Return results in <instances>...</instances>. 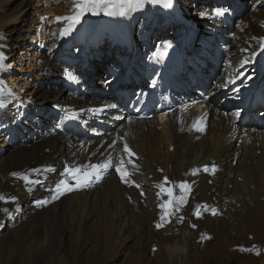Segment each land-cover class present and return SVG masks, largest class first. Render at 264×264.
<instances>
[{"label": "bare ground", "instance_id": "bare-ground-1", "mask_svg": "<svg viewBox=\"0 0 264 264\" xmlns=\"http://www.w3.org/2000/svg\"><path fill=\"white\" fill-rule=\"evenodd\" d=\"M56 1L54 8L38 11L41 0H0L4 64L13 54L24 56L16 63L20 68L13 81L8 76L12 72L0 71L7 105L0 108V196L9 201H0L3 264H264V108L255 103L247 111L255 89L264 101V66L255 58L264 53V0H143L125 16L87 14L77 31L65 37L60 31L67 21L58 23L56 17L73 15L78 0ZM166 3L171 6L164 7ZM180 6L194 9L198 16L189 18ZM217 8L227 9L224 17L235 20L234 30L223 26V16L214 15ZM185 26L197 29L194 46L180 49L189 56L186 71L171 81L161 79L183 103L168 111L157 108L152 119L138 120L128 114L121 93H137L132 76L142 77L144 86L152 84L155 74L143 70L147 57L157 45L177 43ZM213 27L222 35L221 42L206 33ZM207 37L209 44L204 45ZM61 39L64 46L59 48ZM144 43L149 44L147 50ZM38 48L44 53L33 58ZM246 58L252 60L242 67ZM190 59L200 61L202 70L195 83ZM80 65L85 69L71 72L76 79L69 80L67 73ZM25 66L38 67L37 74L32 72L36 78ZM59 73L60 80V75L48 77ZM91 78L100 85L94 87ZM232 79L235 84L228 83ZM67 84L89 94L81 90L73 97ZM95 109L103 111H90ZM247 112L255 119L247 114L242 121ZM195 121L203 122V132L194 130ZM113 141L115 147L110 148ZM125 142L135 153L136 167L126 165L131 185L121 182L113 167L100 182L51 199L50 190L66 178L67 169L127 160ZM213 164L214 175L203 170ZM24 175L39 183L27 185ZM165 177L167 187L187 182L191 193L171 223L157 229L160 204L168 198L157 196L156 185ZM174 195H180L178 187ZM37 197L53 210L43 208L33 215ZM197 205L209 206L200 209L199 218L192 214ZM177 216L184 221L178 222ZM22 219L25 224L17 226Z\"/></svg>", "mask_w": 264, "mask_h": 264}, {"label": "snow or ice", "instance_id": "snow-or-ice-1", "mask_svg": "<svg viewBox=\"0 0 264 264\" xmlns=\"http://www.w3.org/2000/svg\"><path fill=\"white\" fill-rule=\"evenodd\" d=\"M143 0H78L74 4V14L70 16H58L56 17V21L62 22L67 21V26L62 28L60 31V36L65 37L68 36L77 25H79L82 21V18L86 14H91L93 16L99 15L103 13L106 16H125L131 11H135L138 8L142 6ZM149 3H159V0H147ZM169 4H164V7H170ZM227 12V9L224 8H217L214 10V15L216 16H224ZM47 19V17H45ZM3 37H0L2 39ZM0 47H3V45H0ZM261 51H264V38H262L261 44H260ZM256 55V53H253V57ZM252 58H246L243 61H241V66L247 65L251 62ZM4 56L0 54V71L4 70L6 67H11L10 64L5 65L4 64ZM67 77L69 80H75L76 77L73 76L71 73H67ZM245 79H251L252 77L250 75L244 74ZM228 83L235 84L236 81L234 79L229 80ZM241 83H243V79L241 80ZM225 85H218V87H224ZM239 88H235L234 91L239 92ZM5 87L3 85V82H0V108H5L7 105L4 103L3 96L5 94ZM8 95H13L10 91L8 92ZM110 107L115 108L116 105H111ZM93 111L94 114L99 113L103 111V109H95L90 110ZM195 131L197 132H203V122L202 121H195L193 123V126ZM109 147H115V141H113L111 144H109ZM123 153L126 154L127 160L125 158L121 157L119 159V162L116 164H113L111 159H108L106 161L90 164L88 166H82L77 168H70L67 169L64 173L65 179L59 180V182L56 184L54 189H51L50 191L53 193L51 199L57 200L62 196L63 194L67 192H72L75 190H80L86 187L91 186L94 183L100 182L103 177L107 174V172L111 168H115L116 173L119 175V178L121 182L125 184L131 185L133 182L129 179V177L132 175V173L128 170L126 165H132V167H136L134 164L132 157L135 155L134 152L129 148V145L127 142L123 144ZM205 172H211V174H215L217 171V168L215 164L212 165L211 169H209L207 166L203 169ZM35 172H38L39 170H34ZM51 171V170H50ZM198 170H193V175L196 174ZM15 175V174H14ZM25 181L27 185H31L34 183H39L38 181H34L29 178L28 175H24L21 177ZM69 180L71 182H69ZM170 181L167 177L163 179V181L156 185V187L159 189L157 192V196H167V200L162 202L160 204V208L162 209V215L160 217V223L156 224V228H162L165 223H171V217L176 215L181 211V208L183 205L187 203L188 196L191 193V185H189L187 182H181L178 185H173L172 187H167ZM136 187H139L137 184ZM178 187L180 190V195L177 197L174 195V189ZM29 192L32 191L31 188L28 189ZM140 195H144L143 192L140 193ZM0 201H4V203H8L9 201L6 200L3 196H0ZM11 202H15V197L12 198ZM37 206L47 204L48 201L46 200H39L36 202ZM203 208L205 211L209 210L208 205H197L196 210L192 213L196 217H200V209ZM4 211L7 213L8 209H4ZM212 214L215 215V210L212 209ZM178 222L184 221V216H177Z\"/></svg>", "mask_w": 264, "mask_h": 264}, {"label": "rangeland", "instance_id": "rangeland-1", "mask_svg": "<svg viewBox=\"0 0 264 264\" xmlns=\"http://www.w3.org/2000/svg\"><path fill=\"white\" fill-rule=\"evenodd\" d=\"M45 1V2H44ZM56 0H41V2L37 5V8H38V11L39 10H42L43 9V7L44 8H48L49 6H52L53 4V8H54V6H56V2H55ZM238 1V0H237ZM183 2H185V1H183ZM239 2V1H238ZM42 3H44V5L42 4ZM48 3V4H47ZM41 4V5H40ZM46 4H47V6H46ZM249 5H251L252 6V3H250ZM34 6H36V5H34ZM41 8V9H40ZM50 8V7H49ZM190 8V7H189ZM180 9H181V11H182V13H187V16L189 17V18H195V17H197L198 16V14L194 11V9H190V11L191 12H189V10H185V7H183V6H180ZM148 12H149V10H148ZM157 13H159V12H153V14H157ZM87 16V14L83 17V18H85ZM90 18V17H89ZM92 19V18H91ZM233 22H235V20H233ZM202 23H200V27H202L203 28V25H201ZM50 25V24H49ZM52 25V24H51ZM40 26L41 25H35V29H37V28H39L40 29ZM77 31V29L76 30H73L71 33H70V35H73L75 32ZM47 33H48V30H47ZM47 33L46 34H44L43 36H45L44 38L45 39H43L42 41H46V38H47ZM63 41V39H61V41L59 42V44H58V47L59 48H61V46H64V45H62V42ZM44 42H41V43H44ZM65 44V43H64ZM52 47H55V44L52 46ZM26 50H27V48H26ZM17 52H19V51H17ZM36 55H34L35 57H33V58H37L39 55H43V50L41 49V48H38V49H34V51H33ZM33 52H31V53H33ZM38 54V55H37ZM23 55V54H22ZM33 55V54H32ZM47 55V54H46ZM50 55H52V54H49L48 56H50ZM29 59H27V60H25L26 62H29L28 61ZM10 63L12 64V61H10ZM29 69V70H28ZM32 69V70H31ZM37 70H35V68H27V66H25V70H26V72H30L29 74H30V76H33V78L32 79H34V78H36L34 75H36L37 73H38V67L36 68ZM33 71H36V74H34V73H32ZM40 71V70H39ZM27 73V74H28ZM31 73H32V75H31ZM27 74H25V76L27 75ZM60 75V76H59ZM22 76H24V75H22ZM59 76V77H58ZM48 77H50L49 79H51V78H53V77H58V80H60L61 79V74L59 73L57 76H48ZM31 78V77H30ZM89 78V77H88ZM90 79V78H89ZM41 81V80H40ZM91 81H92V83H93V86L94 87H96V86H99L100 84H99V82H97L96 80H94V78H91ZM41 83H43L44 85H45V83L44 82H42L41 81ZM78 89H79V91H81V90H83V94L84 95H88L89 94V92L86 90V89H82L80 86L78 87ZM17 90V89H16ZM12 92H16V91H12ZM16 94H18V93H16ZM42 112H44V114H45V111H46V108H44V107H41V109H40ZM132 118V117H131ZM45 199V198H44ZM39 200H41L40 198H38L37 197V199L35 200V207H34V204H33V209H32V214L33 215H35L36 214V212L38 211V210H40V209H43V208H45V209H47L49 212H51L52 210H53V207H51V205H40V206H36V202L37 201H39ZM54 203V202H53ZM48 206V207H47ZM50 208V209H49ZM33 210H35V211H33ZM59 210H60V207H59ZM23 221V222H22ZM24 225L25 224V219L23 220H21L19 223H18V225L17 226H19V225ZM0 264H3V261H1L0 260Z\"/></svg>", "mask_w": 264, "mask_h": 264}, {"label": "water", "instance_id": "water-1", "mask_svg": "<svg viewBox=\"0 0 264 264\" xmlns=\"http://www.w3.org/2000/svg\"><path fill=\"white\" fill-rule=\"evenodd\" d=\"M251 246H252L253 248L256 247V246H253V245H251ZM248 248H249V249H247V250L253 249V248H251V247H248ZM240 249H242V248H240ZM254 257H255V258H258L257 254H255Z\"/></svg>", "mask_w": 264, "mask_h": 264}]
</instances>
